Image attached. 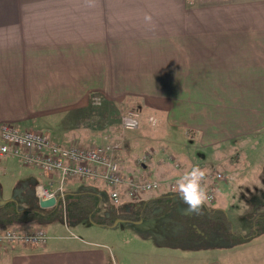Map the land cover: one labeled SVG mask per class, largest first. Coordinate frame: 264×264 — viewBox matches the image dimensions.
I'll list each match as a JSON object with an SVG mask.
<instances>
[{
  "label": "crops",
  "instance_id": "obj_1",
  "mask_svg": "<svg viewBox=\"0 0 264 264\" xmlns=\"http://www.w3.org/2000/svg\"><path fill=\"white\" fill-rule=\"evenodd\" d=\"M93 96L101 109L129 99L141 121L157 114L177 145L198 137L208 146L262 128L264 0H0V129L11 123L67 146L104 144L111 125L91 106ZM162 153L155 163L166 174L169 152ZM0 162V204L20 203L18 194L33 200L22 208L53 207L40 206L38 189L56 191L58 172L46 175L10 156ZM88 187L108 196L104 183L78 178L65 192ZM44 228L45 245H8L0 264H111L98 243ZM175 248L183 247L157 243L154 250L164 264H264V233L228 249Z\"/></svg>",
  "mask_w": 264,
  "mask_h": 264
},
{
  "label": "rangeland",
  "instance_id": "obj_2",
  "mask_svg": "<svg viewBox=\"0 0 264 264\" xmlns=\"http://www.w3.org/2000/svg\"><path fill=\"white\" fill-rule=\"evenodd\" d=\"M128 100L121 104L107 103V106L104 104L102 109L100 108V111L108 118L110 129L115 128L117 130L115 135L120 136L117 139L111 138L113 135H110L108 130L107 133L102 134L103 139L100 142L106 144L119 141L124 157L131 159L129 161L131 169L136 167V164L133 163L134 157L142 154V151L144 152L146 149L154 147L158 149V146H163L170 153L174 152L182 162L186 159L191 163H199L201 167L219 166L222 170L218 168L217 170L223 174L222 180L216 178L210 180L211 187L216 188H214L215 191H219L221 188L216 197V200L218 198L216 206L223 204L222 206L227 211L237 232H249L250 226L252 227L249 214L256 215L260 210H264V126L256 131L240 133L237 137L223 140L218 144L203 146L198 137H189L176 139L175 142L178 141L179 144L177 145L171 139L167 140L165 122L160 123V118L154 113L150 119V116L148 118L145 116L137 129L123 130L120 116L124 111L130 109L131 102ZM124 108L127 109L124 110ZM95 134L98 135V133ZM134 142L137 143L136 146H134ZM166 160L175 167L174 161L168 160V158ZM137 168L141 171L140 167L137 166ZM150 169L153 170L150 167L147 168V170ZM101 192L103 197L101 216H108V196L105 190H101ZM15 196L21 200L20 203L24 207L34 205L30 197L27 199L22 195L16 194ZM176 200L178 199L176 198ZM131 206L125 202L119 208L130 211ZM186 209L187 206L178 200L176 209L178 213L187 214ZM171 217V212H164L160 215L146 217L138 222L117 220L114 226L104 227L91 223L87 218L79 221H66L61 215H55L54 219L45 223V226H48L49 230L52 229L51 233L54 229L57 231L56 234L59 233L63 236H71V233H74L80 238H87L98 243L101 247H105L112 254L111 264H164L165 260H159V257H162L160 256L161 251H156L154 248L159 240L180 232L181 223ZM175 249L179 252H173V254H181L180 251H183L182 253L189 252L188 249ZM147 254L152 255V260L148 259ZM155 256H158V260H153ZM225 261L223 264H229L228 259Z\"/></svg>",
  "mask_w": 264,
  "mask_h": 264
},
{
  "label": "trees",
  "instance_id": "obj_3",
  "mask_svg": "<svg viewBox=\"0 0 264 264\" xmlns=\"http://www.w3.org/2000/svg\"><path fill=\"white\" fill-rule=\"evenodd\" d=\"M95 101L98 100L95 98V96H93V99L91 100V106L99 104ZM95 107H97L100 111L99 105ZM135 107H133V109L124 108V110H127L124 111L123 114L129 110H136L140 113L141 109H139L138 106ZM100 117L104 118L108 122V118L103 112H101ZM121 117L122 115L120 116V120ZM143 119L144 117L142 120ZM105 120L104 123H106ZM116 131L117 130L113 127L110 129V135H113L111 138H120V136L115 135ZM152 149H155L156 152L147 162L142 163L141 165L137 163V159L139 157ZM162 152L166 153L167 150H165L164 147H160V150L157 148H151L147 149L143 154L134 157L133 163L135 162L136 166L140 167L142 172L140 175L135 173L134 170L127 172L128 168L130 167L129 161L131 159H126L122 150L117 151L114 155V158L118 161L122 174L125 177L132 175L136 180H145L149 177H153L159 181L171 182L176 181L181 175H183L185 171L190 170L194 165L204 168L207 171L206 188L207 191L211 188L214 190V200H208L206 206L199 214H179L176 209L178 200H180V198L176 191L171 189L170 186L166 184L162 185L155 191L143 193L135 199L126 197L124 193V187L121 186L119 188L121 200L118 203L119 205H116L117 203L113 202L110 197L111 188L104 183L108 188V196L110 199L108 204V216H101L102 195L96 190L92 189V187H88L80 192L67 191L64 193V197L58 195L56 205L46 210L22 208L18 200L15 199L4 201L2 204H0V229L18 228L19 230H34L35 228H44L45 223L54 219L55 215H61L66 221H79L81 219L87 218L95 225L111 227L116 224L117 220L138 222L142 221L146 217L160 215L164 212H171V218L181 223V230L177 235H172L168 238L159 240L158 243L162 246L183 248L221 246L225 249H228L243 243L252 237L264 233V211L259 212L256 215L250 214L249 217L251 219L252 227L249 232L242 233L237 232L234 229L227 211L222 206L223 204L216 206V197L219 193L217 190L215 191V187H211L210 180L214 178L210 177L213 176L217 178L216 174L219 173L217 168L222 170L219 168V166L206 165V167H201L199 163L190 162L191 165H189V167L184 162L180 161L176 154L169 152L167 154V158L170 154L174 156L172 161H174L175 167L170 164V171L164 174V170H162L163 163L160 161H156L157 163H155V159H160V156L163 154ZM168 160L170 159L168 158ZM153 163H155V167L151 165ZM150 166L153 167L152 171L151 169H146ZM96 182L103 183L100 180ZM176 198L178 200H176ZM125 202L132 205L130 211L121 210L119 208V206ZM157 207L159 208L157 209Z\"/></svg>",
  "mask_w": 264,
  "mask_h": 264
},
{
  "label": "built area",
  "instance_id": "obj_4",
  "mask_svg": "<svg viewBox=\"0 0 264 264\" xmlns=\"http://www.w3.org/2000/svg\"><path fill=\"white\" fill-rule=\"evenodd\" d=\"M140 125V113L129 110L121 117L123 130H134ZM0 155L18 158L29 167L42 170L46 175L58 172V185L56 191L45 188L38 189V195L48 198L52 195L64 197L66 183L74 178L85 181H98L111 188L110 197L113 202L119 203L121 193L119 188L124 187L125 196L135 199L146 192L159 189L162 185H169L176 189V181L163 182L153 177L145 180H136L134 176L125 177L114 155L121 149L119 141L101 145L80 146L63 145L53 140L46 132L38 130H22L17 125L4 123L1 125ZM156 150L152 149L137 159L140 165L147 162ZM174 159L172 154L168 157ZM216 179L223 178L222 173L216 174ZM210 178H215L211 176ZM208 200H214V190L207 191ZM49 234L44 228L30 231L18 228L0 229V251L12 244H24L31 247L45 245L49 240ZM1 258V252H0Z\"/></svg>",
  "mask_w": 264,
  "mask_h": 264
},
{
  "label": "clouds",
  "instance_id": "obj_5",
  "mask_svg": "<svg viewBox=\"0 0 264 264\" xmlns=\"http://www.w3.org/2000/svg\"><path fill=\"white\" fill-rule=\"evenodd\" d=\"M150 20V17H146ZM207 171L199 166H192L176 180V193L187 206L188 213L199 214L208 201L206 188Z\"/></svg>",
  "mask_w": 264,
  "mask_h": 264
},
{
  "label": "water",
  "instance_id": "obj_6",
  "mask_svg": "<svg viewBox=\"0 0 264 264\" xmlns=\"http://www.w3.org/2000/svg\"><path fill=\"white\" fill-rule=\"evenodd\" d=\"M56 203H57V198L54 195H52L48 198H43V197L39 198V204L42 208L52 207V206L56 205Z\"/></svg>",
  "mask_w": 264,
  "mask_h": 264
}]
</instances>
